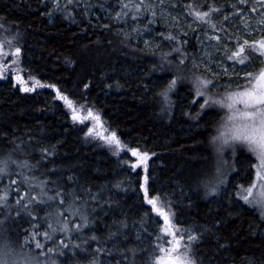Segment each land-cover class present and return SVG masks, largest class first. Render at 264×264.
Returning a JSON list of instances; mask_svg holds the SVG:
<instances>
[{"label":"trees","instance_id":"1","mask_svg":"<svg viewBox=\"0 0 264 264\" xmlns=\"http://www.w3.org/2000/svg\"><path fill=\"white\" fill-rule=\"evenodd\" d=\"M63 1L0 0V36L14 39L25 75L41 84L0 81V247L43 264H155L169 246L148 203L156 198L177 228H195L193 264H264V221L236 199L232 181L212 195L203 186L213 178L218 117L184 86L163 109L168 38L151 52L97 18L114 0ZM171 1L188 17L200 12V29L179 39L188 57L203 30L223 28L215 16L224 23L249 9L246 0ZM138 151L153 155L146 173L134 170ZM244 162L236 178L248 176Z\"/></svg>","mask_w":264,"mask_h":264},{"label":"rangeland","instance_id":"2","mask_svg":"<svg viewBox=\"0 0 264 264\" xmlns=\"http://www.w3.org/2000/svg\"><path fill=\"white\" fill-rule=\"evenodd\" d=\"M74 1L64 0L62 7H66ZM246 1L249 2V9L232 15L224 23H220L224 19L223 15L214 17L216 23L221 20L219 24L223 28L220 29V32L215 29L203 30L201 38L195 42L194 54L191 57L185 55L179 39L184 32L191 31L192 28L194 31L200 29L198 21L201 19L196 18L200 12L196 11L195 16L188 17V15L183 14L184 10L175 9L171 0H114L111 7L101 8L97 18L106 23L117 24L118 32L127 42H132L151 52L157 51L162 45V35L168 38L172 48L169 46L164 48L163 59L165 58V60L162 61L161 71L167 72L166 70H168L171 77H167L166 81L164 80L167 85L161 96L163 109H171L172 94L184 86L191 91L194 104L199 105L202 110L213 112L218 117V124L210 141L212 151L215 154L212 169L213 178L211 177L203 183V186L207 188L206 192L210 195L218 193L220 189L216 188L217 186L228 189L227 187L232 181L236 199L244 207L256 212L258 217L264 221V204L260 202L259 195L261 191H264V187H262L264 181L257 180V166L260 161L247 145L231 139L232 132L230 130L242 125L245 121L242 119L230 120L229 117L234 114L238 116L239 111L245 109L240 103L235 104L231 109L227 107L228 104L232 103L229 97L236 96V94L250 88L249 80H254L261 71H264V48L260 46L264 42V0ZM181 8L183 9L184 6ZM202 18L207 17L202 16ZM1 36L0 81L11 80L14 86H19L22 90L31 91L35 88H41V84L37 80L25 75L22 67L21 50L13 47L14 39H8L3 34ZM230 38L233 40L226 44V39ZM247 47H249L248 51L251 52L250 55L245 53ZM241 48L244 49L243 52L240 51ZM155 56L159 61L162 60L160 54ZM240 58L249 61L241 64L239 63ZM249 58L254 60V64L250 62ZM135 70L138 73L137 68ZM201 81L208 82L207 87L201 84ZM248 111H252V109H248ZM81 112L83 116L89 112L96 117L98 116L102 122L100 125L107 129L101 115L93 111L81 110ZM88 130L95 136H100L94 120L88 125ZM225 140L228 143H225ZM145 154L147 160L141 161L140 157ZM132 156L134 158V170H141L146 173L153 155L138 151V155L132 154ZM245 159L248 163L246 167L248 176L243 178L240 175L241 177L236 178V174L239 172L238 165L242 164L243 167ZM6 171L7 169L0 166L1 176ZM220 175L219 185H214ZM253 185L256 186L253 187ZM249 188H252V195L248 196L246 201L244 197L248 195L247 189ZM8 194L5 192L6 196ZM6 196L3 195V197ZM154 200L156 201V208L153 206L152 208L162 223L163 233L174 231L175 238L179 240L177 252H187L189 257L188 243L195 237V228L190 227L187 230L177 228L172 213L163 208L158 199L154 198ZM157 209L167 215L171 228L166 224L164 216L158 214ZM166 235L169 237V241H172L168 248L176 247V240L172 236ZM36 244L35 241V246ZM60 246L61 242L58 243L59 248ZM10 249L9 251L4 248V251L9 253L3 257L8 264H43L38 262L30 253Z\"/></svg>","mask_w":264,"mask_h":264},{"label":"snow or ice","instance_id":"3","mask_svg":"<svg viewBox=\"0 0 264 264\" xmlns=\"http://www.w3.org/2000/svg\"><path fill=\"white\" fill-rule=\"evenodd\" d=\"M205 15H207V13H205ZM260 46L264 48V42H262ZM240 51L243 52L244 49L241 48ZM244 62V58L239 59V63L243 64ZM200 83L207 87L208 82L201 81ZM173 84H175V81H173ZM249 84L251 85L250 88L236 94V96L229 97L232 103L228 104L227 107L231 109L235 104L240 103L245 109L244 111L237 110L239 111L238 116L234 114L229 117L230 120L242 119L245 121L242 125L236 126L234 129L230 130L232 132L231 139L247 145L249 149L257 155L260 161L257 166V180L264 181V71H261L254 80H249ZM69 107H72L70 102ZM248 109H252V111H248ZM89 116H92L91 112H89ZM73 119H76L75 115L73 116ZM95 119L99 120V117L97 116ZM221 135H223V133H221ZM112 141L117 145L120 143L119 140L116 139L115 134H112L111 136L110 142ZM225 143H228V141L225 140ZM132 154L134 156L138 155L136 152H133ZM140 159L141 161H146L147 155L145 154L144 156H141ZM255 186L256 185H253V187ZM262 187H264V185H262ZM247 193L248 195L244 197L246 201L248 200V196L252 195V188L247 189ZM259 195L260 202L264 204V191H261ZM148 203L156 208V201L154 199H149ZM157 211L158 214L164 216L166 224L171 228L167 215L163 211H160V209H157ZM166 234L172 236V238L176 240V247L167 249L160 247V252L163 253V255L156 258L155 264H192L187 252H177L179 240L175 238V232H168ZM166 243L171 244L172 241H166ZM36 246L41 247L39 243H37ZM5 247H7V245L0 247V264H8L7 260L3 259L5 255L9 254L4 251Z\"/></svg>","mask_w":264,"mask_h":264},{"label":"bare ground","instance_id":"4","mask_svg":"<svg viewBox=\"0 0 264 264\" xmlns=\"http://www.w3.org/2000/svg\"><path fill=\"white\" fill-rule=\"evenodd\" d=\"M58 2V1H57ZM57 5V4H56ZM258 16V15H257ZM206 28V27H205ZM189 37V36H188ZM187 37V38H188ZM192 39V38H191ZM193 50V49H192ZM173 80V79H172ZM3 160V159H2ZM8 165V164H7ZM63 224V223H62ZM61 230V229H60ZM63 230V229H62ZM62 232V231H61ZM64 235V234H63ZM69 238V237H68ZM55 249V248H54ZM19 251V250H18ZM51 252V251H50ZM25 255V254H24ZM34 257V256H33ZM23 258V257H22ZM26 258V257H25ZM54 263V262H53Z\"/></svg>","mask_w":264,"mask_h":264}]
</instances>
